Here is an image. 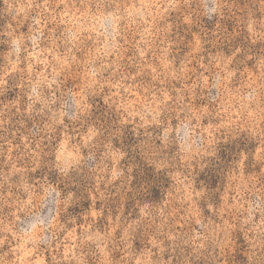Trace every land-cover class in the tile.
<instances>
[{
  "label": "rangeland",
  "instance_id": "obj_1",
  "mask_svg": "<svg viewBox=\"0 0 264 264\" xmlns=\"http://www.w3.org/2000/svg\"><path fill=\"white\" fill-rule=\"evenodd\" d=\"M0 264H264V0H0Z\"/></svg>",
  "mask_w": 264,
  "mask_h": 264
}]
</instances>
